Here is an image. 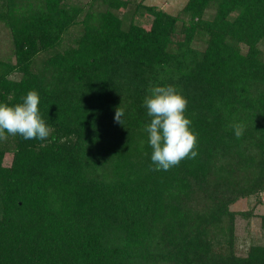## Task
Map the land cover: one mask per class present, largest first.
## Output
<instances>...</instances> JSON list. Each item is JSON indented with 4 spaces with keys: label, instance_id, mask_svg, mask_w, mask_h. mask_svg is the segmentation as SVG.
Returning a JSON list of instances; mask_svg holds the SVG:
<instances>
[{
    "label": "trees",
    "instance_id": "trees-1",
    "mask_svg": "<svg viewBox=\"0 0 264 264\" xmlns=\"http://www.w3.org/2000/svg\"><path fill=\"white\" fill-rule=\"evenodd\" d=\"M1 31L0 103L35 90L51 131L0 141V264H264V0H0ZM167 85L198 155L154 171L143 101Z\"/></svg>",
    "mask_w": 264,
    "mask_h": 264
},
{
    "label": "clouds",
    "instance_id": "clouds-1",
    "mask_svg": "<svg viewBox=\"0 0 264 264\" xmlns=\"http://www.w3.org/2000/svg\"><path fill=\"white\" fill-rule=\"evenodd\" d=\"M144 98V106L151 122L146 126L148 142L152 148L151 161L154 171H168L178 166L182 160L194 159L198 152L197 135L191 130V120L185 116L187 100L180 90L172 85L150 88ZM40 98L35 90L29 91L21 103L9 106L0 103V141L9 135H20L25 140H44L49 136L50 128L41 118L38 110ZM124 109L116 108L114 121L123 125ZM234 135L239 139L245 125H232Z\"/></svg>",
    "mask_w": 264,
    "mask_h": 264
},
{
    "label": "rangeland",
    "instance_id": "rangeland-1",
    "mask_svg": "<svg viewBox=\"0 0 264 264\" xmlns=\"http://www.w3.org/2000/svg\"><path fill=\"white\" fill-rule=\"evenodd\" d=\"M185 2L186 0H144L145 5L156 6L172 15L179 14ZM143 11H139L137 13L135 21L145 27H149L152 16L149 15V13ZM1 32L3 34H1V38H0V51L6 53L9 52L10 50L8 48V45H10V41L8 40V34H4L5 33L4 31ZM5 161L7 163L9 161V158L5 157ZM248 207H249L248 202L241 201L238 204H236L233 208L235 210L242 211V210H246ZM256 212L259 214H263L264 206H259L256 209ZM235 229L239 237L245 236L247 232L252 234L254 238H257L261 234L260 226H259V218L257 216H253L246 224V221L243 218H241L239 215H237L235 217ZM237 247L240 252L244 251L246 248V246L243 243H240V241L238 242Z\"/></svg>",
    "mask_w": 264,
    "mask_h": 264
}]
</instances>
